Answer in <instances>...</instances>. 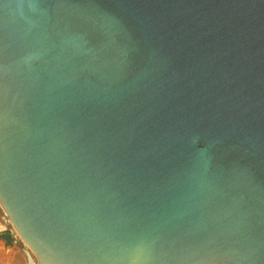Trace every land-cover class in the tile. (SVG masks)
Segmentation results:
<instances>
[{
  "label": "water",
  "instance_id": "1",
  "mask_svg": "<svg viewBox=\"0 0 264 264\" xmlns=\"http://www.w3.org/2000/svg\"><path fill=\"white\" fill-rule=\"evenodd\" d=\"M0 201L40 264H264V0H0Z\"/></svg>",
  "mask_w": 264,
  "mask_h": 264
},
{
  "label": "bare ground",
  "instance_id": "2",
  "mask_svg": "<svg viewBox=\"0 0 264 264\" xmlns=\"http://www.w3.org/2000/svg\"><path fill=\"white\" fill-rule=\"evenodd\" d=\"M10 231L17 240L23 241L26 244V254L6 252L3 244L0 243V264H40L39 259H36V253L27 245L21 234L13 224L8 213L4 209L0 201V232ZM17 242V241H16Z\"/></svg>",
  "mask_w": 264,
  "mask_h": 264
},
{
  "label": "rangeland",
  "instance_id": "3",
  "mask_svg": "<svg viewBox=\"0 0 264 264\" xmlns=\"http://www.w3.org/2000/svg\"><path fill=\"white\" fill-rule=\"evenodd\" d=\"M14 235L12 234V232H10V231H3V232H0V243H5L6 244V248L4 247V245H3V247L5 248V250L4 251H6V252H10V251H12V252H14V253H25L26 254V252H25V250H26V244L23 242V241H19V240H17L15 237H13ZM7 237H11L12 239H13V243L10 245V244H8V241H7ZM15 241H17V243L20 245V247L21 248H23V250L20 248V247H18L14 242ZM10 249V250H9ZM22 250V251H21ZM36 259L38 260V257L36 256ZM37 264V263H36Z\"/></svg>",
  "mask_w": 264,
  "mask_h": 264
},
{
  "label": "trees",
  "instance_id": "4",
  "mask_svg": "<svg viewBox=\"0 0 264 264\" xmlns=\"http://www.w3.org/2000/svg\"><path fill=\"white\" fill-rule=\"evenodd\" d=\"M7 241H8V244H12L13 243V239L11 237H7Z\"/></svg>",
  "mask_w": 264,
  "mask_h": 264
}]
</instances>
